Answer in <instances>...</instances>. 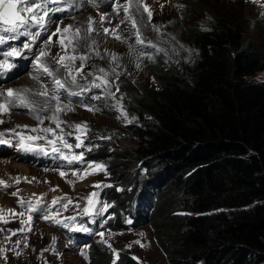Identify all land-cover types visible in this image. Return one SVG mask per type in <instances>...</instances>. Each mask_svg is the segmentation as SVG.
Listing matches in <instances>:
<instances>
[{
	"label": "rangeland",
	"instance_id": "obj_1",
	"mask_svg": "<svg viewBox=\"0 0 264 264\" xmlns=\"http://www.w3.org/2000/svg\"><path fill=\"white\" fill-rule=\"evenodd\" d=\"M193 1L201 2L209 8L208 11L197 12L188 0H142L141 11L136 10L135 0H132V3L127 5V13L122 7L126 0H75L74 6H71V15L54 19L53 15L57 12L51 14L46 31L42 32L31 51H25L24 57L13 61L16 67L7 72L9 79L4 81L0 78V92H6L10 88L30 90L23 94L28 107L23 106L19 100L9 101L5 96H0V102L10 107L8 113L0 115V120L4 121L0 123V132L7 133L9 129H15L25 137L47 135V140L30 142L35 149L33 151H23L17 147V138L10 133L5 139L11 143L0 144V180L5 181L7 185L0 186V209L4 210L0 211V229H3L0 231V248L4 249L3 253H0V264H89L90 244L111 253L115 250L114 254H129L134 264H180L177 261L181 260V257L176 256L175 260L168 258L159 244L158 236L162 235L156 233L151 225L149 212L154 208V204L157 207L159 201L154 203L153 197L149 199V196L140 193V189L133 183L129 184L131 175L135 174L139 180L146 174V165L137 157L125 160L123 168L117 166L120 154H127V151H135L137 148L136 140L126 134L127 128L137 123L139 119L136 110L129 107L130 97L127 93H130V90L137 93L159 91L161 84L151 69L157 64H163L165 68L187 77L194 70L199 57L197 48L192 44L191 34L196 25L202 31H208L215 13H224L233 19L247 22L243 39L245 48L253 45L264 47V0ZM56 6L62 8V5L57 4H50L48 7ZM64 8L67 9L68 6ZM148 11L152 13L151 19L148 18ZM128 15L135 19V26L127 19ZM68 25L72 28L64 34L66 48L62 49L58 43L59 34L53 35L51 43L45 48L43 42L55 32L57 26L63 29ZM89 27L93 29L91 32L87 31ZM105 28L114 30L115 36L121 39H116L112 31L106 34ZM75 29H80L79 39L73 35ZM137 29L140 33L139 38L144 41L142 44L137 43V37L134 35ZM32 31L35 32L37 29L33 28ZM26 39L21 38L19 47ZM69 40L72 41L71 44ZM15 46L6 45L0 48V51ZM73 47L76 49L74 53ZM41 48L50 53V56L43 58L44 62L54 75L65 83H68L65 69L52 58L63 56L65 52L68 55L87 57L86 61L79 59L75 61L77 68L83 64V70L77 76L80 85L89 84L96 77H102L108 83L101 89L92 87L90 92L83 93L82 98L66 97L63 90L59 92L55 90L51 77L36 68L34 57ZM101 69L104 71L101 72ZM7 73L0 76L5 77ZM87 73H91L88 79H81ZM253 80L264 84V72ZM96 83H101V80H97ZM125 84H128V87ZM104 88L114 93V96L105 94ZM45 90L48 92L47 97L37 94ZM70 91H79V88L72 85ZM53 95H59L60 103L72 109L56 113L59 120L64 122L60 125V128L64 129V139L75 144L77 142L75 135H79L82 143L91 150L84 147L71 150L63 148L57 139L60 128L47 119L56 110L57 101L51 99ZM93 95H99L101 98L90 99ZM81 99L83 104L100 110H86L80 103ZM30 109H35V112ZM35 115L43 118L44 123L39 124L34 118ZM75 124H86V129L81 128L73 136H68L67 133L72 131L71 126ZM23 125L41 129L52 127L56 130L57 136L17 127ZM48 140L55 141V146L61 148L69 157L83 152L84 160L91 163L92 167L85 172V163H68L59 153L52 151L53 144H49ZM91 153L93 156L98 154L100 159L94 160ZM61 172L65 175L61 176ZM17 177L19 183L15 182ZM126 186L136 188L135 196L130 200L121 197L119 201L123 208L121 206L118 208L120 203L117 199L112 200V194L123 193ZM93 192L98 195L92 197L95 203L90 206L86 198ZM57 197L67 199H62L53 207L52 202ZM18 198H22L25 204L31 201L34 208L39 205L52 208V212L59 210V214L55 217L50 216L46 221L41 218L40 213L21 207ZM176 198L181 199L180 195ZM67 200L73 201V205L64 210L62 205ZM100 202L109 206L103 215L93 217L79 215L84 207H91L95 212ZM77 203L79 208L74 207ZM133 206L141 212L135 211L133 215ZM9 209H14L15 213H23V216L19 219L15 217L13 221L10 215L14 213L7 211ZM143 211L148 213L145 214ZM173 215L190 214L177 208L174 209ZM29 216L32 217L31 220ZM71 216H76V220H64L65 217ZM134 216L142 217L135 222ZM53 219L66 222L69 227L57 226ZM104 220L107 222L102 223ZM121 221L127 224L126 228L118 226ZM80 225L92 229L91 233L73 230ZM19 228H23V231H16ZM9 230L15 231L16 234L13 235ZM100 232L104 235L100 236L98 234ZM6 236L10 239L6 240ZM136 241L140 243H135ZM7 243L14 245L9 249ZM29 250L34 255L31 256ZM12 252L16 254L11 255Z\"/></svg>",
	"mask_w": 264,
	"mask_h": 264
},
{
	"label": "trees",
	"instance_id": "obj_2",
	"mask_svg": "<svg viewBox=\"0 0 264 264\" xmlns=\"http://www.w3.org/2000/svg\"><path fill=\"white\" fill-rule=\"evenodd\" d=\"M188 1L199 13L209 9ZM246 25L213 14L208 31L196 25L191 34L199 57L187 77L157 64L151 69L159 91L127 93L139 119L126 134L137 148L120 154L117 166L137 157L146 165L129 184L159 201L151 225L180 264H264V84L253 80L264 72V47H244ZM130 187L113 192L118 208L121 197L135 196ZM177 208L191 214L174 216ZM99 252L93 250L95 263L110 264Z\"/></svg>",
	"mask_w": 264,
	"mask_h": 264
},
{
	"label": "snow or ice",
	"instance_id": "obj_3",
	"mask_svg": "<svg viewBox=\"0 0 264 264\" xmlns=\"http://www.w3.org/2000/svg\"><path fill=\"white\" fill-rule=\"evenodd\" d=\"M68 2L69 3V9L71 8V6L75 3V0H0V48H3L4 45H10V43L12 41H17L20 40L21 37H25L27 38L25 40V42L21 45V47H9L8 50H3L0 51V57H2V59H0V74L3 73H7L9 71H11L13 68L16 67L15 63L13 62L15 59H19L22 58L23 53L25 51H31V49L35 46V42L39 39V37L41 36L42 32L46 31L47 28V24L51 18V14L53 12H59V11H65V10H69V9H65V8H61V7H56V8H49L48 6L50 4H64ZM132 0H126L125 5H123V11H125L126 13L128 12V4H131ZM135 4H136V10L137 11H141V4H142V0H135ZM163 7V6H162ZM146 10V9H145ZM148 18L151 19L152 13L151 11L147 12ZM127 19L133 24V26H135V19L131 16L128 15ZM92 22L90 21V24ZM155 28V26H153ZM35 28L37 29V31L33 32L32 29ZM72 28L71 25L65 26L63 29H61L59 26H57L55 32L51 33L48 38L43 42L45 45V48L47 47L48 44L51 43L52 40V36L53 35H57L59 34V40L58 43L60 44L61 48L64 49L66 48L65 44H64V34L68 33L69 30ZM93 29L91 27H89V29H87L88 32H91ZM158 30V29H157ZM110 31H112V34L114 35V37L116 39H121V37L119 36H115L114 30H110L105 28L104 32L107 34ZM80 33V29H75L74 30V37L76 39H79ZM134 35L137 37V43H144L143 40H141L140 37V33H139V29L136 30V32L134 33ZM72 41L69 40V44H71ZM45 48H41L40 51L38 52V54L35 55L34 57V62L36 65V68L38 70H41L43 73L47 74V76L51 77L53 80V84L55 86V90L57 92L63 90V92L70 98L73 96L76 97H81L83 96V93L85 92H90L92 87H95L97 89H101L104 87V85H106L108 83L107 80L103 79L102 77H96L95 79H93L91 81V83L89 84H85V85H80L78 83L77 80V76L82 72L83 70V64L77 68L75 65V61L77 59L81 60V61H86L87 57L86 56H76V55H68L67 52H65V55L63 56H58V57H52L53 60L55 61L56 64H58L60 67L65 69V73L66 76L68 78V83H65L64 80H62L61 78H58L54 75L53 71L47 66V64L44 62L43 58L50 56V53L48 51L45 50ZM75 47L72 48L73 53L75 52ZM97 55H99V53H97ZM113 59H115V57H113ZM67 61V62H65ZM137 67H139V65H137ZM101 72H103L104 70L101 69ZM91 75V73H87L84 74L81 79L87 80L88 77ZM35 78V77H34ZM97 80H101V83H96ZM72 85H75L77 88H79V91H70V87ZM30 91L29 89H21V90H15V89H7L6 92H0V96H5L9 101L10 100H19L20 103L25 106L28 107L29 105H27V103L25 102L24 99V93ZM104 93L109 95V96H114V93H111L110 91H108L106 88H104ZM38 95L41 96H48V92L47 90L42 91L40 93H37ZM101 97L99 95H93L90 97V99L96 100V99H100ZM52 100H56V110L53 113L52 116L47 117V119L51 120L53 123H56L57 128H60V125L62 123H64L63 121H60L58 116L56 115V113L60 112V111H72V109L68 106V105H63L60 103V99H59V95H53L51 97ZM80 103L83 107H85L86 110L88 111H99L100 109L95 108L94 106L91 105H86L83 104V99L80 100ZM32 112H35V109H30ZM46 110V109H41ZM10 111V107L8 106V104L4 103V102H0V115H4L6 113H8ZM124 115L126 116V113H124ZM34 118L36 120L39 121V124H43L44 123V119L41 118L39 115H35ZM3 120H0V123H3ZM17 127H23V128H30V126L28 125H23V126H17ZM72 131H69L67 133L68 136H73V134L80 130L81 128L86 129V124H75L72 125ZM30 130L32 132H39L42 131L45 134L48 133H52L53 136H57L56 130L53 129L52 127H45V128H39V127H33L30 128ZM11 134L13 137L17 138V147H19L21 150L23 151H33L35 150L32 146V144L30 143L31 141H36V140H40V139H45L47 140V135L40 137V136H28L25 137L20 133H17L15 131V129H9L7 133H3L0 132V144L3 143H11L10 140H6L5 137L8 134ZM57 139L62 143L63 148L66 149H73V148H87V150H91L90 148H88L87 145H84L80 139L79 135H75V140L77 141L75 144L72 143H68V141L66 139H64V129L60 128V135L57 136ZM28 141V142H26ZM49 144H53V148L52 151L54 153H59L63 159L65 161H67L68 163H73V162H77V163H85L86 164V168H85V172L87 171L88 168L92 167L91 163H88L84 160V153L81 152L79 154H75L72 155L71 157H69L68 155H65L62 151L61 148L56 147L55 146V141L53 140H48L47 141ZM97 167H102L100 165H97ZM61 176H64L65 173L61 172L60 173ZM15 182L19 183V177L15 178ZM0 186H7L6 182L3 180H0ZM96 187H98V185H96ZM55 191V189H53ZM11 195H16V193H11ZM98 193H90L89 197H87V203L88 205H93L95 202L93 201L92 197L97 196ZM62 199H67V197L61 198V197H57L53 200L52 205L53 207ZM18 204L21 207H26L29 211H34V212H38L40 213V216L42 219L48 221L51 217H55L59 214V210H57V212H52V208L50 207H42L37 205L35 208L33 207L31 201L27 202V204H25V202L22 200V198H18ZM69 205H73V201L71 200H67L66 203H64L62 205L64 210H67L69 208ZM74 207L79 208V204H75ZM107 207H109L107 204L100 202V206L99 208L93 212L91 207H84L82 209V211L79 212V215L84 216L87 215L89 217H93V216H101L104 214V212L106 211ZM0 211H4L3 209H0ZM9 212L14 213L15 215L18 216H23V213H15L14 209H9L7 210ZM31 216H29V220H31ZM65 221L67 220H72L75 221L76 220V216H71V217H65L64 218ZM5 223H7V221H4ZM53 222L57 225V226H62L64 228H68L69 225L66 222H62L60 219H53ZM93 223H95V220L93 219L92 221ZM107 221L104 220L102 221V223H106ZM131 221H129L130 223ZM24 221H21V224L23 225ZM74 231H83V232H87V233H91L92 229L88 228V227H84L83 225H80L78 227L73 228ZM0 231H3V229H0ZM12 232L13 235L16 234L15 231L9 230ZM16 231H23V228L16 230ZM100 236H103L104 233L100 232L98 233ZM6 240L10 239V237L6 236L5 237ZM17 243H19V241H17ZM135 243H140L139 241H136ZM131 245H129L130 247ZM143 246V245H142ZM108 247H111V245H108ZM4 249L0 248V253H3ZM113 252L115 253V250H113ZM17 255H19V253H17ZM6 258V257H5Z\"/></svg>",
	"mask_w": 264,
	"mask_h": 264
},
{
	"label": "clouds",
	"instance_id": "obj_4",
	"mask_svg": "<svg viewBox=\"0 0 264 264\" xmlns=\"http://www.w3.org/2000/svg\"><path fill=\"white\" fill-rule=\"evenodd\" d=\"M146 171H147V168H146ZM144 213L146 212V211H143ZM183 212H185V211H183ZM186 213H189V212H186ZM189 214H191V213H189ZM138 216V215H137ZM138 219H136V220H134L135 222H137L140 218H141V216L140 217H137ZM94 226H95V224H93ZM120 228H126L127 227V224H125V222L124 221H121L120 223H119V225H118ZM87 236V235H86ZM34 244V243H33ZM13 245L14 244H9V243H7V248H11V247H13ZM32 245V244H31ZM31 245H29V246H31ZM92 244H90V247H89V250H90V255H91V262L89 263V264H97V263H95V257H93V255H92V253H93V250L95 249V248H98V246H91ZM5 248V247H4ZM98 250L100 251L99 252V255L100 256H110V259H109V261H111L110 262V264H126V260L128 259V260H130V261H132L133 263H134V261H133V259L131 258V256L129 255V254H118V253H116V254H114V253H111V252H108V251H105V250H102V249H99L98 248ZM29 254L32 256V255H34V253L32 252V251H30L29 250ZM11 255H15L16 253L14 252H12V253H10ZM5 257H7V256H4V258ZM117 257V258H116Z\"/></svg>",
	"mask_w": 264,
	"mask_h": 264
},
{
	"label": "bare ground",
	"instance_id": "obj_5",
	"mask_svg": "<svg viewBox=\"0 0 264 264\" xmlns=\"http://www.w3.org/2000/svg\"><path fill=\"white\" fill-rule=\"evenodd\" d=\"M24 55H25V53H24ZM23 57H24V56H23ZM31 86H32V85H31ZM15 217H16L17 219L20 218V216L15 215V214H14V215H12V214L10 215V218H11L13 221H15V219H16ZM0 220H1V219H0ZM0 222H1V221H0ZM19 229H20V228H19Z\"/></svg>",
	"mask_w": 264,
	"mask_h": 264
}]
</instances>
